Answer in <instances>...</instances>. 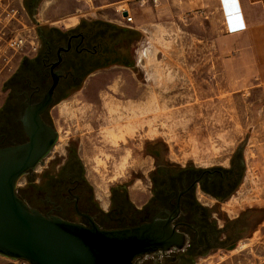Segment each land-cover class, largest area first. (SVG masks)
<instances>
[{
  "label": "rangeland",
  "instance_id": "obj_1",
  "mask_svg": "<svg viewBox=\"0 0 264 264\" xmlns=\"http://www.w3.org/2000/svg\"><path fill=\"white\" fill-rule=\"evenodd\" d=\"M9 1L20 5L18 0ZM73 1L85 6L69 9L72 23L75 17L92 11L90 17L94 18L86 21L101 20L140 33L133 55L136 67L99 71L87 77L71 99L49 109L47 119L58 139L34 175L54 160L64 159L68 145L74 142L97 203L108 211L114 186H128L131 198L139 199L135 201L138 205L150 198L156 165L147 148L159 146L165 167L190 166L200 173L229 169L236 153L243 152L242 164L244 159L246 163L247 153L245 178L228 201L216 202L200 188L196 194L202 204L216 209L215 223L220 227L241 215L248 216L243 222L245 239L233 249L211 253L196 264H264V172L257 178L256 121L248 118L257 104L245 96L249 88L238 92L237 87H228L222 82V72L216 71L224 59L236 58L234 49L239 46L238 39L226 35L220 0L208 18L199 16L192 22L174 17L178 9L158 0L139 4L131 11L121 5L110 7L117 0ZM42 2L36 10L40 27L26 9L30 18L27 25L39 36L38 30L44 28L73 30L63 21L64 2L56 7ZM123 10L131 14L132 24L122 21ZM222 49L231 52L228 55ZM144 51L147 56H142ZM8 93L1 85L0 108ZM260 162L264 169V161ZM27 183V176L22 177L17 189ZM0 264L28 263L0 256Z\"/></svg>",
  "mask_w": 264,
  "mask_h": 264
},
{
  "label": "trees",
  "instance_id": "obj_2",
  "mask_svg": "<svg viewBox=\"0 0 264 264\" xmlns=\"http://www.w3.org/2000/svg\"><path fill=\"white\" fill-rule=\"evenodd\" d=\"M28 12H32L31 2L25 1ZM141 39L139 32L116 24L101 20L82 21L75 29L63 32L57 29H41V50L34 59H24L15 75L5 84L4 90L9 92L6 104L13 103L14 107H20L27 98L33 100L45 93L52 82L51 71L58 65V52L62 50L61 62L56 68L61 72V80L56 91V99L60 100L63 89L71 84L75 90H79L85 79L99 71L111 67H130L134 64V51L136 43ZM13 107V108H14ZM243 152L236 153L231 160L229 169H214L222 172L229 184L230 194L223 199L227 200L241 185L245 165ZM58 161L51 163L41 179L40 184L29 181L24 188L18 190L21 198L33 209L41 208L39 200L47 198L52 204L44 206V210L53 207L59 210L60 217L67 220L61 209L64 208L72 195L79 197V210L92 215L96 223L104 229H122L135 227L151 219L152 215L146 209L138 210L131 202L128 186L119 185L111 188V209L104 218H97L90 207L95 203L94 190L85 177V171L81 165H65L56 169ZM200 170L188 166L186 168L165 167L151 175L155 192L163 193L160 183L163 177L176 179L177 185L182 189L181 182H187ZM157 182V184H156ZM165 182V181H164ZM32 183V184H31ZM167 182H165V185ZM209 193L207 189H204ZM169 192V191H167ZM187 203L183 202V205ZM90 209V210H89ZM187 211V210H186ZM185 220L196 224L192 214H187ZM200 228H206L208 219L202 216L197 220ZM197 257L192 256L190 250L174 251L168 254L150 256L137 261V264H196Z\"/></svg>",
  "mask_w": 264,
  "mask_h": 264
},
{
  "label": "water",
  "instance_id": "obj_3",
  "mask_svg": "<svg viewBox=\"0 0 264 264\" xmlns=\"http://www.w3.org/2000/svg\"><path fill=\"white\" fill-rule=\"evenodd\" d=\"M37 4V0L31 3L33 19ZM236 5L234 1L237 12ZM123 17H127L126 12ZM51 76L52 82L42 100L24 112L22 125L28 142L0 148V256L28 264H137L138 260L153 255L183 251L187 236L177 230L173 221L180 213V199L188 190L180 194L175 210L167 212L166 218L110 230L102 229L77 207V215L87 225L46 216L20 197L17 189L20 179L39 166L58 139L54 128L42 118L55 104L62 74L53 71ZM204 173L212 174V170ZM203 175L192 187L200 183Z\"/></svg>",
  "mask_w": 264,
  "mask_h": 264
},
{
  "label": "flooded vegetation",
  "instance_id": "obj_4",
  "mask_svg": "<svg viewBox=\"0 0 264 264\" xmlns=\"http://www.w3.org/2000/svg\"><path fill=\"white\" fill-rule=\"evenodd\" d=\"M61 54H62V50L58 52V63H57L58 65L61 62L60 60ZM135 67H136V64H133L132 66L125 67V68L134 70ZM53 71L60 72L58 68H54ZM53 71H51V74ZM99 71H102V70H99ZM95 73L89 75L88 77L94 75ZM78 91L79 90H75L71 84H67L65 88L63 89L62 97L60 100L56 99V93H55V103L58 104L63 101H68L69 99L72 98L74 94L78 93ZM44 95L45 93L43 94L42 97L39 96L35 100L31 98H27L25 102L18 108L14 107L13 103L11 102L8 104H6L5 102V104L0 108V148L11 147L15 145H22L28 142L27 135L25 131L23 130V125H22V118H23L24 112L28 106L39 103L44 97ZM42 118H43V121L47 125L52 127V125L49 123L47 119V113H45ZM146 151L148 155H151L155 160L156 169L154 173L157 171L159 172V170L165 168V165L162 164L163 155L160 152L159 146L157 145L153 146L151 149L147 148ZM43 161L39 165H42L44 163ZM54 161H58V165L56 168L57 170L65 165L67 166L68 164L72 166H76L78 164L80 166L82 165L84 168V165L81 161V156L79 154L78 146L74 142L73 143L71 142L68 145L66 149V157L64 159H61V160L56 159ZM51 163L39 175H37V173L36 175H34V173L36 172L35 170L27 174L26 176H27L28 182L33 181V184L35 185L40 184L43 174L47 170L50 169ZM202 174L204 175L200 183L197 184L195 187H192L194 182L197 179H199L202 176ZM85 177H86V173H85ZM164 181L167 182L166 185ZM161 182L164 183L159 187L160 190L163 191L162 194L154 191L155 190L154 182L152 180L151 196L148 199V201L145 203V205L142 208H137L135 205L134 206L138 210L146 209V212H149L150 215H152L151 219L147 222H150L157 217L166 218L167 212L169 213L175 210L180 194L183 191L188 190L180 199V213H179V216L176 217L175 220L173 221V225L177 227V230L179 232H182L187 236V245L184 251L190 250L191 257L192 256L197 257V261L202 258L207 259L211 256L210 255L211 253L219 252L220 250H223V249L231 250L235 246H237V244L240 241L245 239L244 231H246V228L243 227V222H244V219H246L248 216L245 217L244 215H241L238 219H236L232 223H226L225 226L220 227L215 223V214L217 213L216 209L211 206L202 204L200 199L196 195L197 190L200 188L201 191L205 195L213 199H216V202L225 203L226 201H228L229 198L223 201L225 197L229 196L230 188L222 172L212 170V174L204 173V172L197 173L193 175L192 178L188 179L187 182H184V181L181 182L182 189H179V187H176V186H173V187L170 186V184L177 185L179 183V181H177L176 179L173 180L167 177H163L160 183ZM204 189H207L209 193H206ZM72 196H73V199L66 200L65 202L66 204L64 208L61 209V211L66 216H68L67 220L87 225V221L83 217H80L77 215V212H76V207H77L80 213L91 216L95 221V218L89 214V211H87V213H83L79 210V205H78L79 197L76 195H72ZM129 197L131 200L130 193H129ZM94 199H95L96 204L92 205L90 209L94 211L97 218L98 217L104 218V215L110 212L111 205H110V209L107 211L103 208H100V206L97 203V199L96 198ZM39 202L42 205L40 206L41 208H35V209L39 210L42 214L46 216H58L59 215V210L56 209L55 207L49 210L43 209L44 206L48 204H52L50 201H48L47 198L41 199L39 200ZM110 202H111V197H110ZM183 202L187 204L183 205ZM183 210L185 211L187 210L186 211L187 214L189 213L194 216L193 218L196 220L195 225L184 219L186 214L183 213ZM202 216L204 217V219L206 218L208 219L206 228H200L199 226H197L198 224L197 220L201 218ZM106 230H110V229H106ZM157 255H160V254H157Z\"/></svg>",
  "mask_w": 264,
  "mask_h": 264
},
{
  "label": "crops",
  "instance_id": "obj_5",
  "mask_svg": "<svg viewBox=\"0 0 264 264\" xmlns=\"http://www.w3.org/2000/svg\"><path fill=\"white\" fill-rule=\"evenodd\" d=\"M18 1L22 2L25 7V1L27 0ZM28 1L32 3L35 0ZM42 1H46L50 7H56L58 3L64 2L63 7L66 9V12L64 14L65 16H63V21H68L72 29H75L82 21L94 18L90 17L93 13L89 11L85 12L88 13V16L86 14L79 15L74 18L75 21L72 23L71 19H69L72 10L70 12L69 9L76 7L83 8L85 5L81 4L80 7V5H78L79 3L76 4L73 0H37V6H39ZM152 1L153 0H117L115 3L111 4L110 7L121 5L119 6L120 8H126L131 11L139 4L150 5ZM158 1L169 8L173 7L178 9L175 10L174 17L189 18L190 22L197 20L199 16L205 19L208 18L212 14L211 9L215 8L219 2V0ZM234 1L237 4V12L234 8ZM220 3L224 14L223 24L225 26L226 35L227 37H235L238 39L239 46L234 49L236 58L224 59L222 64L217 65L216 71L222 72V82L223 84H227L228 87H237L238 92L246 91V89L249 88L250 90L246 92L245 96L252 97L251 103L257 104V107L253 111H249L251 114L248 118L252 119V121H256L253 135L257 137L258 178V175H262L264 172L260 164V161H264V0H220ZM46 23L50 22L47 21ZM225 51H227L228 55L231 52L230 49H222L221 52ZM245 116L246 114L244 113V118L246 119ZM238 118H240V114ZM246 156L247 153H245L246 163L244 161V165L245 168L246 166L248 168ZM258 195L259 194H257V198L260 197ZM131 200L137 208H142L146 203L141 201L139 202L140 205H138L136 202H138L139 199H136V202L132 198Z\"/></svg>",
  "mask_w": 264,
  "mask_h": 264
},
{
  "label": "built area",
  "instance_id": "obj_6",
  "mask_svg": "<svg viewBox=\"0 0 264 264\" xmlns=\"http://www.w3.org/2000/svg\"><path fill=\"white\" fill-rule=\"evenodd\" d=\"M19 3L16 7L9 0H0V88L15 75L24 59H34L41 49V37L27 25L29 14ZM120 12L122 21L132 24L131 14L123 17L125 11ZM33 21L37 27L42 25L37 17Z\"/></svg>",
  "mask_w": 264,
  "mask_h": 264
},
{
  "label": "bare ground",
  "instance_id": "obj_7",
  "mask_svg": "<svg viewBox=\"0 0 264 264\" xmlns=\"http://www.w3.org/2000/svg\"><path fill=\"white\" fill-rule=\"evenodd\" d=\"M146 53H147V52H146V51H144V52H143V54H142V56H145V55H146ZM146 56H147V55H146Z\"/></svg>",
  "mask_w": 264,
  "mask_h": 264
}]
</instances>
